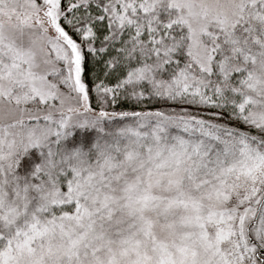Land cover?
Wrapping results in <instances>:
<instances>
[{
  "label": "snow or ice",
  "instance_id": "1",
  "mask_svg": "<svg viewBox=\"0 0 264 264\" xmlns=\"http://www.w3.org/2000/svg\"><path fill=\"white\" fill-rule=\"evenodd\" d=\"M0 264H264V0H0Z\"/></svg>",
  "mask_w": 264,
  "mask_h": 264
}]
</instances>
